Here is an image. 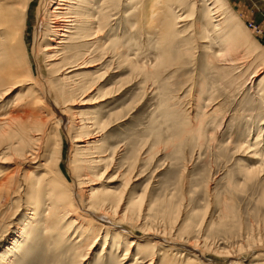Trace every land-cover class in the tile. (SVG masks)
<instances>
[{
	"label": "rangeland",
	"instance_id": "rangeland-1",
	"mask_svg": "<svg viewBox=\"0 0 264 264\" xmlns=\"http://www.w3.org/2000/svg\"><path fill=\"white\" fill-rule=\"evenodd\" d=\"M38 2L34 0L32 7ZM134 2L115 0V45L128 39L132 48L130 57L143 64L150 63L157 55V45L146 37L147 31L144 36L135 35L134 21L145 17L141 18L139 11L132 13ZM214 2L223 12L224 27L234 28L232 41L229 40L233 48L221 55L213 36H208L207 48L197 46L201 44L197 21L209 22L207 14ZM184 5L187 21L182 28L197 42L194 41L188 53L181 54L179 63L173 67L153 69V75H141L132 71L123 57L86 50L85 46L81 49L85 53L83 60L77 63L84 61L88 67H72L76 69L72 74L67 73L71 69L62 71L65 62L50 66L42 56L30 55L32 68L36 75L41 73L51 79L56 89L64 93L62 98L68 100L64 104L67 122L71 120L75 126L83 122L69 133L70 124L59 129L63 143L57 145V151L62 150L60 167L69 180L71 135L99 140L98 150L104 151L105 160L92 175L97 178L95 186L113 191V205H107V210L115 211L119 205V212L134 219L122 224L101 219L104 224L132 237H142V228L147 227L160 234L173 233L178 240L179 234L190 236L192 241L206 238L208 248L204 253L190 245H171L192 249V254L205 264H254L256 258L264 260V34L256 33L248 23L264 21V0H185ZM33 9L29 11L26 30L30 53L35 24ZM243 30L245 34L241 35ZM233 31H238L237 35L241 33L242 38L235 39ZM137 51L141 52L140 58L134 55ZM91 61L93 65H88ZM25 90L18 87L8 98L0 97V116L21 110L22 100L33 96L31 90ZM52 97L54 100L45 102L47 111L50 110L46 113L57 122L60 117L56 106L61 109L63 104L56 102L55 95ZM88 116L95 119V128L88 126L92 121L86 119ZM1 128L0 156L11 160L0 162V172L7 167L22 170L15 158L23 149L15 146L11 150L16 137L10 135V128ZM259 135L262 137L258 138ZM256 136L262 141L258 148L253 144ZM253 149H257V156ZM13 204L0 226V254L14 239H23L19 237V228L25 210L11 219L17 210V202ZM31 236L23 242L24 249L36 241L27 257L10 264H78L73 256L83 251L77 252L68 242L67 245L66 241H60L56 235L48 238L50 243L44 236L41 239L40 234ZM103 237L81 264H143L139 257L136 259V248L128 260L123 259L128 252L125 240L113 244V237ZM105 242L108 245L104 250ZM10 250L14 251L5 250L2 254L15 258L16 248ZM155 259L154 264H167L162 255Z\"/></svg>",
	"mask_w": 264,
	"mask_h": 264
},
{
	"label": "bare ground",
	"instance_id": "bare-ground-1",
	"mask_svg": "<svg viewBox=\"0 0 264 264\" xmlns=\"http://www.w3.org/2000/svg\"><path fill=\"white\" fill-rule=\"evenodd\" d=\"M38 1V4L36 3L37 5L32 7L34 0H0V97L8 98L10 92L18 87H23L26 89L25 91L31 90L33 93L31 98L24 102L22 100L20 103L22 108L19 112L10 111L0 116V127L10 128V135L12 134L16 137V144L12 140L13 142L11 143L14 145L10 149L12 150L15 146L23 149V152L20 153L21 155L15 158L22 165V170H14L7 167L0 172V226L5 220L8 207L13 202H17V210L12 214L11 219L15 218L19 212L22 214V209L25 210L24 221L21 222L19 228V237L22 236L23 239H14L13 243L5 249L6 253H10L14 251L10 249L16 248L15 258H12V256L7 258L6 254H2L5 251L3 250L0 254V264H10L13 261L15 263L19 261L20 263V259L24 260L22 258L27 257L28 254L26 255V253H29V249H33L31 247H34L33 245L36 241L24 249L23 242L32 237L31 235L36 237L38 234L42 235L41 239L43 236L47 238L46 241L56 235L57 238H60V241H66V244L67 242L71 244V247L77 252L83 251V253L79 252L73 256V259L77 260L78 264H81L86 260L88 254L95 249L97 241L103 237V233L105 234L104 239L108 236L113 237V244L118 243L119 239L121 241L125 240L123 243L126 245L128 252L123 259L128 260L129 254L136 248V259L139 257V262L143 264H154L155 258L161 255L167 264H205L201 262L202 260L198 256L192 254V249L180 248L171 244L179 246L183 244L190 245L191 248L204 253L208 248L206 238H203L204 240L201 242L199 240L192 241L190 236L179 234L180 240H178L179 237L173 233H162V235L154 232V230H148L147 227L142 228V237H132L121 232L122 230L113 229V227L106 225L108 223L104 224L101 221V219H104L112 224H122L124 222H133L134 219L126 213L119 212V205L115 211L110 212V210H107V205L109 207L113 205V191L108 187L95 186L97 178L92 175L97 172L101 163L105 160L104 151L98 150V138L87 136L86 139H82L81 134L74 135L73 133L71 135L73 153L70 163V180L61 169L62 150H60L61 153L57 151L59 149L57 145L59 144L58 146H60L62 143L59 138L61 136L59 129L62 126L66 129V126L70 124L67 127L69 133L72 128L81 127L83 122H79L78 124L80 125L76 126L71 125L73 124L71 120L67 122V118H64L67 112L64 104L68 100L65 97L62 98L64 93L56 89L51 79L44 78L41 73L35 74L30 58V55L32 57L38 56V58L42 56L50 66L56 65L60 61L65 62L62 64L64 66L62 71L79 65L88 67L84 61L77 63L79 60H83L85 53L81 49L86 46V50L94 49L97 52L103 51L108 56L117 55L123 57L124 62L129 64L131 70L136 71L138 74L153 75L151 73L153 69L158 71L164 67H173L179 63L181 54L184 56L185 53L189 52L192 44L195 43L194 41L197 42V40L188 37L186 29L182 28L187 21V15L183 14L185 0H130L132 2L135 1L133 3L134 6L131 7L132 13L139 11L142 15H140L141 18L145 17V20L134 21L133 31L136 33L135 35L144 36L146 33L144 31H147L149 34L147 33L146 37L148 39L152 38L157 45V55L154 61L145 64L130 57L129 52L132 51V48H129L131 42H128V39L121 43L120 40L118 42L119 45H115L117 43L113 37L115 35L113 19H115L117 14L115 0ZM182 5L184 6L182 7ZM210 5L211 7L207 14L209 22H206V20L197 21L199 25H197L196 32H198V39L201 42L197 46L207 48V38L208 36H213L215 43L219 45V55H221L223 51L232 50L229 40H231L234 28L232 27L231 30L228 25L227 28L224 27L223 12H220L221 9L219 10L216 2ZM31 8H34L35 24L30 53L26 30ZM128 18L130 19V17ZM181 23L183 24L179 25ZM206 24L209 25V28H206ZM233 24L232 26H234ZM233 32L236 33V35L234 34L235 39L240 37L239 34H245V30L238 33V35V31ZM46 35L49 37L47 38ZM247 37L250 40L249 35ZM129 39L131 40L130 35ZM238 40L241 41V39ZM136 48L138 47L135 46ZM65 50L68 52L65 53ZM174 51L175 54H173ZM227 53L229 52L227 51ZM140 54V51L134 53L137 58H140ZM93 62L91 61L88 65H93L91 64ZM75 70L71 69L67 73L72 74ZM158 74L157 72L156 76ZM64 79H68V77H64ZM74 86L76 88V85ZM19 94H17V97H19ZM54 95L56 102L63 104L61 109L56 106L58 114L63 115L62 117L58 115L60 118H58L57 122L46 113L48 111L45 102L54 100L52 97ZM44 108L45 113H43ZM48 113H50V110ZM86 119H92V121L90 120L91 122H88L90 125H87L91 129L95 128L93 127L95 119L89 116ZM86 128L89 129L88 127ZM72 132L76 133V131ZM258 138L253 143L255 148H258L262 142ZM90 150H94V152H89ZM252 151L257 156V149ZM90 154L92 160L88 159ZM1 156L0 162L11 160L8 157ZM77 207L83 212H79ZM104 244L103 249L105 250L108 243L105 242ZM254 260V264H264V260L261 258Z\"/></svg>",
	"mask_w": 264,
	"mask_h": 264
},
{
	"label": "built area",
	"instance_id": "built-area-1",
	"mask_svg": "<svg viewBox=\"0 0 264 264\" xmlns=\"http://www.w3.org/2000/svg\"><path fill=\"white\" fill-rule=\"evenodd\" d=\"M248 24L256 33L264 34V21L260 23L249 22Z\"/></svg>",
	"mask_w": 264,
	"mask_h": 264
}]
</instances>
